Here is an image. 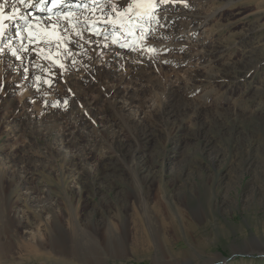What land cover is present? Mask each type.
<instances>
[{
  "label": "rangeland",
  "instance_id": "374dc122",
  "mask_svg": "<svg viewBox=\"0 0 264 264\" xmlns=\"http://www.w3.org/2000/svg\"><path fill=\"white\" fill-rule=\"evenodd\" d=\"M170 4L127 61L3 29L0 264H264V0Z\"/></svg>",
  "mask_w": 264,
  "mask_h": 264
},
{
  "label": "bare ground",
  "instance_id": "6f19581e",
  "mask_svg": "<svg viewBox=\"0 0 264 264\" xmlns=\"http://www.w3.org/2000/svg\"><path fill=\"white\" fill-rule=\"evenodd\" d=\"M8 1V0H7ZM49 3V6L47 7V10H45L46 8L44 7L45 4L47 2ZM5 2V1H2ZM15 2V0H13V3ZM27 2V0H26ZM131 0H62L61 3L59 4H53V0H34V2L30 5H21L19 3L15 4V7L19 9V12H14L13 10V4L10 6L9 1L7 2V7L4 8V20H3V24H4V30H6L5 32H9V29L11 28V21H13L12 24H15V28L20 27L25 30L27 33H34V32H45V30H43V25H39L38 20L42 21V14L45 12L47 14V11L50 13H52L51 15L53 16L52 19H54L53 22H50L51 24H61V22L65 21L66 19H64L63 17L60 18V16H57V14L59 13H65V15H70L73 14L71 16L74 17L75 21L80 23V27H85L87 30L90 31V33L93 35L89 36L85 39H80L85 41V46H86V42L87 44L89 43L90 45H94L97 46L95 44H102L101 46L106 47L108 53H109V58H113V60H121L123 59L124 61L128 60L130 56H128L127 53H129L130 50H132V48L136 45L137 43V38L141 36H143V34L147 32V29L145 26H147V24L149 22L152 21V17L155 16L154 13L156 12V15L161 16L162 14H164V11L167 10V3L169 5H171V0H165V2L161 3L160 0H157V6L152 10L153 11V15L152 16H137L134 12L131 13H126L124 11V9L127 7V4L130 3ZM86 4V6H85ZM110 4V5H108ZM114 4L119 5V9L114 8ZM175 4V1H174ZM6 6V5H4ZM121 6V7H120ZM108 7V8H107ZM82 8V9H81ZM172 8V7H171ZM78 9H81L80 11H78ZM27 11L26 13H24V11ZM102 12H106L105 15L103 16H99V13ZM41 12V13H40ZM111 12H116L115 14H113L114 16L117 15V17L115 18H111L110 17V13ZM90 16H89V15ZM166 14V12H165ZM10 15H15V19H9L8 17ZM21 15H27L28 16V20H22L20 19ZM216 15V13H215ZM86 16H89V19L86 20ZM165 16V15H163ZM213 18V16H210ZM156 18V17H155ZM160 19V18H159ZM163 19V18H161ZM166 19V18H164ZM163 19V20H164ZM172 19V18H171ZM83 20V22H82ZM74 21V22H75ZM204 22V21H203ZM74 24V23H73ZM10 25V26H9ZM14 26V25H13ZM12 26V27H13ZM42 26V27H41ZM79 26V25H78ZM149 26V25H148ZM45 27V26H44ZM58 27V26H57ZM67 27V26H66ZM118 29H122V31L120 32V34L117 32ZM146 29V30H145ZM149 29V28H148ZM63 30V29H62ZM47 31V30H46ZM59 31V30H58ZM89 33V32H88ZM7 34V33H6ZM5 34V35H6ZM19 34V33H18ZM90 34V35H91ZM119 34V35H118ZM4 35V36H5ZM9 35V34H7ZM31 35V34H30ZM184 34H180V36H183ZM14 36V35H13ZM19 36V35H18ZM160 36V35H158ZM176 36V35H175ZM20 37V36H19ZM22 37V36H21ZM71 37V36H69ZM68 37V38H69ZM18 38V37H17ZM84 38V37H83ZM15 40V39H14ZM79 40V39H78ZM97 40H105L107 42L106 45H104L102 42L103 41H97ZM170 40V39H169ZM19 41V40H18ZM82 41V42H83ZM152 41V40H151ZM171 41V40H170ZM15 42V41H14ZM21 42V41H20ZM77 42V41H76ZM166 42V41H165ZM149 43V42H148ZM167 43V42H166ZM82 44V43H81ZM88 44V46H89ZM156 44V43H155ZM163 44V43H162ZM20 46V45H19ZM34 46V45H33ZM99 46V45H98ZM149 46V45H148ZM162 46V45H161ZM9 47V46H8ZM92 47V46H91ZM170 45H166L165 49L169 48ZM173 47V46H172ZM122 50L120 53H117V49ZM182 48V47H181ZM15 49V48H14ZM87 49V48H86ZM83 50V49H82ZM141 50V49H140ZM11 51V50H10ZM84 51V50H83ZM197 52V50H196ZM18 53V52H17ZM37 53V52H36ZM84 53V52H83ZM22 54V53H21ZM31 54V53H30ZM40 57V52L37 53ZM82 54V53H81ZM87 54V53H86ZM127 54V55H126ZM5 55V54H4ZM108 55V54H107ZM136 55V54H135ZM44 56V55H43ZM106 56V55H105ZM125 56V57H124ZM85 57V56H84ZM156 57V56H155ZM42 58V57H41ZM82 58V57H81ZM108 58V57H107ZM39 59V58H38ZM40 60V59H39ZM81 60V59H80ZM122 60V61H123ZM83 61V59L81 60ZM123 61V63H124ZM131 61V60H130ZM133 61V60H132ZM135 62V61H133ZM138 62V61H137ZM80 63V62H79ZM86 63V62H85ZM127 63V62H126ZM122 64V63H121ZM133 67V66H132ZM135 67V66H134ZM188 69V68H187ZM131 71V70H130ZM81 72V71H80ZM192 76V75H191ZM133 77V76H132ZM130 80V79H129ZM34 81V80H33ZM173 86V85H172ZM126 93V92H125ZM26 94V93H25ZM29 94V93H28ZM136 231V230H135ZM33 237V236H32ZM35 239V238H34ZM135 244L137 243L134 242ZM133 243V244H134ZM41 244V243H40ZM140 244V243H138ZM52 245L56 248H54L52 246V254L59 256V258H61L62 260L64 259V255L63 253H67V250H61L62 248L60 247H56L54 243H52ZM145 246V245H144ZM135 247V245H134ZM144 248V247H142ZM49 249V248H48ZM137 249H139V247H137ZM136 250V249H135ZM134 251V250H133ZM47 252V251H46ZM48 253V252H47ZM59 254V255H58ZM76 254V253H75ZM77 255V254H76ZM75 255V256H76ZM138 255V254H137ZM45 258L47 259H51L49 257L51 256H47L44 255ZM68 256H70L71 258L69 260H71L70 263H73V260H77L78 262H80L79 264H81V262L85 261L83 259H79V258H75L74 256H72V254H69ZM68 259H66V261H68ZM53 260V259H52ZM57 261H61L60 259H56Z\"/></svg>",
  "mask_w": 264,
  "mask_h": 264
},
{
  "label": "snow or ice",
  "instance_id": "6c2138e0",
  "mask_svg": "<svg viewBox=\"0 0 264 264\" xmlns=\"http://www.w3.org/2000/svg\"><path fill=\"white\" fill-rule=\"evenodd\" d=\"M34 2V0H15L13 3V10L14 12H19V9L15 7L16 3H19L21 5H30ZM43 2V0H42ZM62 0H53V4H59ZM161 3L165 2V0H160ZM5 3H7V0H5ZM157 6V0H131L130 3L127 4V7L124 9L126 13L134 12L137 16H152L153 15V9ZM4 4H0V36H3V20H4ZM9 19H15V15H10L8 17ZM20 19L27 21L28 16L27 15H21ZM67 31V29H65ZM2 51V49H0Z\"/></svg>",
  "mask_w": 264,
  "mask_h": 264
}]
</instances>
